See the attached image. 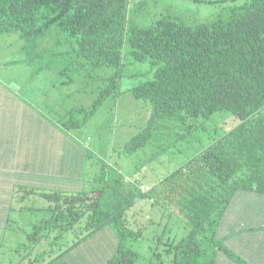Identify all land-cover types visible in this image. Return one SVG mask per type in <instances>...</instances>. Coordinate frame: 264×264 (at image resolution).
Returning a JSON list of instances; mask_svg holds the SVG:
<instances>
[{
	"label": "trees",
	"instance_id": "16d2710c",
	"mask_svg": "<svg viewBox=\"0 0 264 264\" xmlns=\"http://www.w3.org/2000/svg\"><path fill=\"white\" fill-rule=\"evenodd\" d=\"M129 4L0 0V35L17 33L31 59L48 60L45 65L59 60L61 76L86 70L90 77L101 67L115 71L91 109L69 112L61 123L64 130L85 126L107 100L120 94L126 34L133 60L148 61L156 70L152 81L132 90L136 99L150 103L151 113L147 127L124 144L123 154L136 155L154 142L158 154L171 150L199 128L191 119L230 111L241 123L156 187L146 186V192L138 181L103 163L86 190L45 193L55 217L40 229L52 228L63 238L85 221V234L48 264L107 227L118 242L106 264H137L139 254L126 242L140 236L141 229L131 231L127 211L143 198H154L153 204L168 201L188 230L180 238L169 237L164 262L150 264H215L219 253L233 258L216 237L217 229L239 191L264 194V0H249L195 25L166 17L145 26L129 23ZM52 30L64 34L68 48L46 57L34 53Z\"/></svg>",
	"mask_w": 264,
	"mask_h": 264
},
{
	"label": "rangeland",
	"instance_id": "374dc122",
	"mask_svg": "<svg viewBox=\"0 0 264 264\" xmlns=\"http://www.w3.org/2000/svg\"><path fill=\"white\" fill-rule=\"evenodd\" d=\"M247 1L249 0H130L128 22L145 26L166 17L195 25L223 16L228 9L241 6ZM124 41L120 94L117 98L107 100L85 126L71 129L69 135L73 141L78 140L83 146L85 143L89 145L85 149L89 155V164L83 182L91 183L98 173L99 165L104 163L120 169L126 178L154 188L205 147L236 128L241 121L230 111L215 113L209 119H191L189 123L199 128L171 150L158 154L154 142L136 155L123 154L124 144L147 127L151 113L150 103L136 99L132 90L142 83L152 81L156 70L148 61H134L130 54L128 34ZM22 45L17 33L0 35V85L15 92L20 91L24 101L35 106L37 104L53 118L63 119L75 108L91 109L99 91L107 86L108 78L115 74L113 69L101 67L94 70V76L88 77L86 70H72L62 77L59 60L45 65L48 60L31 59ZM67 48L64 34L52 30L40 41L34 53L46 57ZM29 59L32 61L29 62ZM41 67V71L35 73ZM40 94L44 98L38 102ZM76 118L82 119L83 115L77 114ZM154 155L158 156L153 157ZM146 159L150 161L146 162ZM83 187L85 190L89 188L85 185ZM19 195L24 194L16 193V198ZM34 198L35 195L26 199V204L31 203L33 206L40 202L46 205L49 203L39 198H35L39 202H34ZM153 200L154 198H143L127 211L131 231L139 232L141 229L140 236L131 237L126 242L127 246L139 254L137 264L164 262L167 259L166 242L169 237L178 233L180 238L188 231L184 219L173 211L174 208L168 201L153 204ZM14 202L17 203L18 199ZM13 206L10 224L0 227V264H47L85 234L83 221L76 226L77 230L69 231L64 238L56 237L52 228H48L50 234L43 236L46 232L43 229L39 241L28 236L34 231L30 224L34 222V217L28 213L31 211L18 214V211L15 212L18 204ZM104 233L93 239L103 238L104 243L110 242L113 237ZM92 244L95 245V242ZM32 245L35 246L34 251L31 249ZM104 255L100 253L99 259H94L95 263L102 261Z\"/></svg>",
	"mask_w": 264,
	"mask_h": 264
},
{
	"label": "crops",
	"instance_id": "0c3cea01",
	"mask_svg": "<svg viewBox=\"0 0 264 264\" xmlns=\"http://www.w3.org/2000/svg\"><path fill=\"white\" fill-rule=\"evenodd\" d=\"M43 98L40 94L38 102ZM64 118L50 117L37 104L35 106L24 101L20 91L15 92L0 85V227L10 224V211L14 209V204H18L15 212L31 211L28 213L34 217V222H30L34 231L28 236L40 241L43 229L39 227L48 225L50 218L55 217L45 193L70 194L84 190L83 185L90 186L91 183L83 182L89 164L85 149L89 145L85 143L83 146L78 140L73 141L69 131L61 126ZM16 193L24 195L16 198ZM34 195L49 202L48 205L41 202L33 206L26 204V199ZM35 198L32 201L39 202ZM15 199H18L17 203ZM53 231L56 237L59 236ZM49 232L46 229L42 235L46 236ZM103 233L111 235L113 239L108 243H104L103 238L93 239ZM216 237L234 257L219 253L215 264H264V194L256 190L239 191L230 203ZM117 242L114 231L107 227L51 264H106ZM31 249L34 251L35 246L32 245ZM92 253L97 254L94 257ZM100 253L105 255L102 261L95 263Z\"/></svg>",
	"mask_w": 264,
	"mask_h": 264
},
{
	"label": "built area",
	"instance_id": "2783aa9c",
	"mask_svg": "<svg viewBox=\"0 0 264 264\" xmlns=\"http://www.w3.org/2000/svg\"><path fill=\"white\" fill-rule=\"evenodd\" d=\"M143 191L146 192L149 190V187H142Z\"/></svg>",
	"mask_w": 264,
	"mask_h": 264
}]
</instances>
